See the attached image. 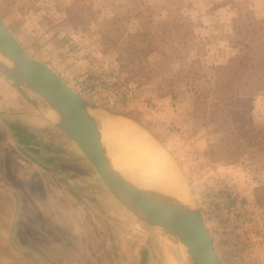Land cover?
Here are the masks:
<instances>
[{
	"label": "rangeland",
	"instance_id": "obj_1",
	"mask_svg": "<svg viewBox=\"0 0 264 264\" xmlns=\"http://www.w3.org/2000/svg\"><path fill=\"white\" fill-rule=\"evenodd\" d=\"M0 17L31 57L48 64L103 115L126 120L163 148L159 147L168 159L167 169L180 177L191 203L199 209L222 264H264V208L253 198V188L264 178V170L255 172L246 156L232 164L210 161L203 152L211 138L202 131L183 143L180 136L188 135L192 126L191 94L182 84L170 82L179 56H184L183 63L199 78L210 65L223 67L240 60L247 51L240 42L244 36L250 45L254 41L264 44V0H0ZM140 27H148L162 40L143 61L128 64L125 34ZM29 93L47 108L39 95ZM124 113L137 116L143 125H155L165 135L164 144ZM0 117L21 132L26 142L41 147L37 153L42 154L39 159L27 158L0 128V149L7 153L0 161V264H39L9 240L18 203L15 197L22 204L15 243L38 255L40 244L47 245L50 264H188L172 236L122 207L97 174L108 197V211L98 215L87 206L82 208L86 216H80L76 199L66 196L75 197L65 181L68 175L44 165L53 159L51 153H59L64 162L75 160L69 149L73 142L3 77ZM247 118L264 124V75L256 80ZM103 137L115 152L116 146L109 140L124 143L118 135L109 140ZM82 160L81 165H74L91 170ZM33 162L36 167L31 166ZM126 165L134 173L130 162ZM18 171L21 179L14 174ZM38 171L48 184L47 216L40 214L35 199L39 195ZM148 172L144 167L136 171L141 182L154 187ZM44 224L47 232L38 231ZM80 226L84 232H77ZM95 255L105 262H92L90 257Z\"/></svg>",
	"mask_w": 264,
	"mask_h": 264
},
{
	"label": "water",
	"instance_id": "obj_2",
	"mask_svg": "<svg viewBox=\"0 0 264 264\" xmlns=\"http://www.w3.org/2000/svg\"><path fill=\"white\" fill-rule=\"evenodd\" d=\"M0 77L9 81L29 104L73 142L122 207L150 227L172 236L185 252L188 264H222L199 209L159 189L140 186L115 169L106 154L98 123L89 112L97 109L96 105L69 87L48 64L31 57L1 17ZM29 91L39 95L47 108ZM0 128L22 147L1 118ZM18 219L17 203L9 234L12 246L31 254L39 264H46L36 252L15 243Z\"/></svg>",
	"mask_w": 264,
	"mask_h": 264
},
{
	"label": "trees",
	"instance_id": "obj_3",
	"mask_svg": "<svg viewBox=\"0 0 264 264\" xmlns=\"http://www.w3.org/2000/svg\"><path fill=\"white\" fill-rule=\"evenodd\" d=\"M160 27L162 20L158 21ZM125 60L128 64L143 61L159 48L161 38L140 27L133 33L126 32ZM247 36L240 42L247 49L240 60L231 61L223 67L210 65L196 78L179 56L172 83L182 84L191 94L190 117L192 126L188 135L180 136L183 143L202 134L208 140L203 154L213 162L234 163L246 156L255 172L264 170V124L248 120L253 108L256 80L264 75V44L254 41L248 44ZM245 42V43H244ZM114 113H117L113 111ZM123 116L143 126L161 145L165 135L155 130V125L143 123L137 116ZM264 177V176H263ZM253 188L254 203L264 208V178L257 180Z\"/></svg>",
	"mask_w": 264,
	"mask_h": 264
},
{
	"label": "bare ground",
	"instance_id": "obj_4",
	"mask_svg": "<svg viewBox=\"0 0 264 264\" xmlns=\"http://www.w3.org/2000/svg\"><path fill=\"white\" fill-rule=\"evenodd\" d=\"M2 60L6 62L5 59L2 58ZM89 112L96 119L98 127L101 128V140L106 144L104 146L106 154L115 169L120 171L129 180L136 182V184L150 187L147 183L141 182L136 173L137 170L139 171L140 168L144 167L147 171H150L148 175H151L152 179H154L152 183L154 187L152 188L164 191L178 198L184 204H191V199L186 194L180 177L175 172L167 169L165 162L167 163L168 159L163 154V151L160 150L162 147H157L152 142L153 140H150V136L146 132L122 118L113 115H103L104 113L98 109H90ZM103 135L108 140L110 136L118 135V137L120 136L123 139L125 144L118 142V140L117 144L109 140L110 143L116 146L117 152H115L113 148L107 145ZM120 154L126 158H119ZM129 162L134 173L131 172V167L129 169L128 165H126Z\"/></svg>",
	"mask_w": 264,
	"mask_h": 264
},
{
	"label": "crops",
	"instance_id": "obj_5",
	"mask_svg": "<svg viewBox=\"0 0 264 264\" xmlns=\"http://www.w3.org/2000/svg\"><path fill=\"white\" fill-rule=\"evenodd\" d=\"M27 102V101H26ZM28 103V102H27ZM3 117V116H2ZM1 118V117H0ZM47 121V120H46ZM60 139L62 138V137H59ZM1 147V146H0ZM2 147H4V145H2ZM69 149L73 152V154H74V157L76 158L75 160H73V161H71L70 163H66V164H64L63 162L65 161V159H63V158H61L62 156L59 154V153H55L54 154V157L55 158H53L54 159V161L52 162V168H56L57 169V174H60V175H64V174H66V175H68V179H69V185L70 186H78V187H84L85 185H87V186H89V185H93V184H95V185H97L96 183H97V177H96V173H95V171H94V169L91 167V165L88 163V161L85 159V157L81 154V152L77 149V147L76 146H74V145H72V146H70L69 147ZM6 151H5V148L4 149H0V161L1 160H5V158L7 157L6 156ZM14 154V153H13ZM82 157V158H81ZM82 159H84L86 162H87V164L91 167V170H85V169H82L81 168V166L80 167H78L77 165H74V163H77L78 165L80 164L81 165V163H83V160ZM62 160V163H59V161H61ZM36 163L35 162H33L32 164H31V166H37V164L35 165ZM38 167H40V166H38ZM0 168H1V162H0ZM26 168V167H25ZM15 174V176L16 177H18L19 179H21V176H22V174H21V172L20 171H18V172H15L14 173ZM38 174L39 175H36L35 176V183H36V185H37V187H38V192H39V195H38V197H36L35 199H36V201H37V203H38V208H39V210H41V212H40V214H45L46 215V202H47V199H49L50 200V198H48V187H47V182H46V179H45V176H44V174L41 172V171H38ZM34 183V184H35ZM30 188V191H32L33 190V188H32V186H29ZM73 189V188H72ZM75 190V189H74ZM73 190V191H74ZM76 192H77V190H75ZM74 191V192H75ZM43 193V194H42ZM82 193L83 194H86V191H82ZM41 194L43 195V198H44V200L42 199V197H40L41 196ZM60 195V197L63 199V194H59ZM66 196L69 198V199H71V200H73V196H71V194H66ZM86 196V195H85ZM40 197V198H39ZM17 199H18V202H19V217L21 216V214H22V209H21V206H22V204H21V198L20 197H16ZM38 198V199H37ZM76 198V197H75ZM56 200V199H55ZM87 201V200H86ZM87 207V205H80L79 206V208H80V212H81V217L82 216H86V214H85V211H83L82 210V208H86ZM42 209H43V211L45 212V213H43L42 212ZM62 213H63V211H62ZM39 214V213H38ZM44 215V216H45ZM47 216V215H46ZM80 219V218H79ZM81 220H82V218H81ZM81 220H79V222L81 221ZM82 222V221H81ZM18 223V222H17ZM80 225H81V223H79ZM17 225V224H16ZM67 231V230H66ZM77 232H84V230H83V228L80 226L79 227V229H78V231ZM87 247V246H86ZM91 258V260H92V262H96V263H103V262H105L104 261V259L102 258V257H100V256H98V255H95V257H90ZM79 261L78 260H76L75 261V263H78Z\"/></svg>",
	"mask_w": 264,
	"mask_h": 264
},
{
	"label": "flooded vegetation",
	"instance_id": "obj_6",
	"mask_svg": "<svg viewBox=\"0 0 264 264\" xmlns=\"http://www.w3.org/2000/svg\"><path fill=\"white\" fill-rule=\"evenodd\" d=\"M1 119L8 125V127L12 130V133L13 135L15 136L16 140L18 141V143L20 145H22V147L16 145L14 142V145L20 150L22 151L25 156L29 159H39L40 156H42V154L40 153H37L38 151H41V147H39L38 145H34V144H30L28 142H26V138L24 137V135L21 134V132L19 131H16L14 130L10 124L1 117ZM5 132V131H4ZM6 133V132H5ZM7 134V133H6ZM8 135V134H7ZM10 138V136H8ZM11 139V138H10ZM12 140V139H11ZM54 154L55 153H51L50 155L54 157ZM46 159H44L45 161ZM54 161V159H51V162L50 163H47L46 161L44 162V165L45 167H48V169H50V171H53L55 173H57V169L56 168H52V162ZM59 163H62V160L59 161ZM64 164L68 163V162H63ZM66 181V184L68 185L69 189H71L72 191L75 189L77 190V192L73 191V195L76 197H74L76 199V202L79 204V205H87L89 206L91 209L95 210L96 213L98 215H103V213L105 211H108L107 209V202H108V197L105 195V191H103V187L102 185H99V183L97 182L93 185H85L84 187H78V186H70L69 185V179L66 178L65 179ZM102 184V183H101ZM73 188V189H72ZM82 191H86V194H83ZM86 195V196H85ZM15 199L18 201V199L15 197ZM87 200V201H86ZM17 204V203H16ZM19 204V202H18ZM16 209V207H15ZM45 221H46V218H44ZM100 227V222L97 223ZM46 224L43 225V227H39L38 228V231H42V232H47V229H46ZM45 234V233H44ZM101 236V235H99ZM102 237V236H101ZM29 246L31 248H34L33 245L29 244ZM40 249L38 250L39 251V255L41 256V258L43 259V261L46 263V264H50V260L47 259V256H46V250H47V245H41L40 244ZM48 252V251H47Z\"/></svg>",
	"mask_w": 264,
	"mask_h": 264
}]
</instances>
